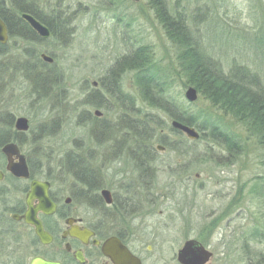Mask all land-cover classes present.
Instances as JSON below:
<instances>
[{
	"label": "rangeland",
	"instance_id": "374dc122",
	"mask_svg": "<svg viewBox=\"0 0 264 264\" xmlns=\"http://www.w3.org/2000/svg\"><path fill=\"white\" fill-rule=\"evenodd\" d=\"M30 1L32 8L53 18L55 33L28 43L35 57L27 78L16 70L26 62L25 42L11 41L9 51L0 55V62L9 67L0 74V114L30 119L42 158L57 159L78 146L82 158L98 166L104 162L100 174L108 184L121 187L119 212L125 219L109 205L94 212L110 223L126 221L142 235L145 248H153L148 255L151 264L156 259V264H163L161 260L177 264L178 249L191 238L214 252L209 264H257L264 256V195L255 193L254 185L264 178V146L249 135L244 123L214 106L200 91L195 101L186 98L191 84L179 68L178 47L167 36L151 1ZM165 1L173 15L184 16L197 44L224 75L241 69L248 80L252 75L257 78V89L264 94V0ZM142 46H149L155 63L167 69L170 96L186 115L201 112L198 123L206 119L207 126L218 124L232 132L243 143V151L228 152L224 145L202 137L208 131L197 126L199 139L182 131L180 137L173 134L169 129L173 120L150 110L141 99L135 71H126L112 84L109 75L116 62ZM42 52L54 57L52 67L41 64ZM46 73L50 80L44 91L37 85V75ZM145 113L159 118V124H148L169 146L165 151L155 149L152 161L139 168L140 147L130 142L122 119L140 125ZM106 123L107 132L98 130L106 135H96L94 127ZM152 142L156 147L158 143L149 138ZM256 185L261 187L259 182Z\"/></svg>",
	"mask_w": 264,
	"mask_h": 264
},
{
	"label": "flooded vegetation",
	"instance_id": "af4514ba",
	"mask_svg": "<svg viewBox=\"0 0 264 264\" xmlns=\"http://www.w3.org/2000/svg\"><path fill=\"white\" fill-rule=\"evenodd\" d=\"M25 2L28 7L32 6L30 0ZM0 7L4 13V16L0 15V20L7 31L6 41H0V55L5 50L9 51L7 46L11 41L15 44L22 41L27 46L28 43L40 42L53 36V18L42 14L36 17L27 11L18 15L15 13V0H1ZM24 13L31 14L46 26L50 35L42 37L23 17ZM16 20L20 24L13 25ZM26 52V62L21 63V68L16 70L23 71L27 78L32 67L31 45L26 47ZM43 54L47 53L39 55L43 66L54 64L53 56L50 62L43 58ZM7 71L8 65L0 62V74ZM41 75H44L45 82L50 80L48 73ZM98 85L94 83V86ZM96 115L100 113L96 111ZM19 117L28 119V129L17 127ZM107 128H110L108 123L101 128L94 127V132L96 135H106L103 131L98 133V130L107 132ZM44 129L40 127V132ZM55 129L52 127L50 132ZM34 137L37 134L31 129L28 117H17L11 112L0 114V264H129L130 256L140 264H151L148 255H151L153 248L151 245L145 248L142 235L128 226L126 221L110 223L94 212L95 208L102 209L103 205H109L122 215L119 210L123 208V202L119 199L124 194L119 185L117 187L111 182L108 184L100 174L99 167L105 166L104 162L98 166L94 160L82 158L75 142L72 144L76 148L67 150L60 158H42V148L34 143ZM10 145L17 147L12 156L4 151ZM159 146L161 144L152 146L146 153L148 160L138 159L139 168L152 161L151 154L155 149L165 151L167 148L166 145ZM141 153L144 156L145 152ZM21 155H24V161ZM20 163L26 164L28 175L16 174V165ZM120 218L125 219L124 215ZM190 240L197 241L212 253L205 263L209 264L214 252L209 245L195 238L187 239L178 249L174 258L176 263L183 264L179 253ZM167 261L161 260L160 263L167 264ZM156 263L157 259L153 260L152 264Z\"/></svg>",
	"mask_w": 264,
	"mask_h": 264
},
{
	"label": "trees",
	"instance_id": "16d2710c",
	"mask_svg": "<svg viewBox=\"0 0 264 264\" xmlns=\"http://www.w3.org/2000/svg\"><path fill=\"white\" fill-rule=\"evenodd\" d=\"M26 0H15L16 14H21L23 11L30 12L36 17H40L41 13L34 8L26 5ZM151 5L155 9V13L163 24L167 36L178 47L177 61L180 70L187 78V82L200 91L211 103L224 112L231 114L233 117L244 123L249 135L258 138V142L264 146V94L258 88L256 77L251 76V80L246 78L243 70H233L230 76L224 75L221 69L213 61L205 50H203L196 42V39L190 28L185 22L184 16L180 13L173 15L171 9L166 5L165 0H150ZM0 15L4 16L1 12ZM13 25L20 24L18 20L14 21ZM55 30L53 29V34ZM154 55L149 52V46H142L136 49L133 53L127 54L119 59L110 72L112 84L119 80V77L126 71L136 72V84L141 92V99L150 108L166 113L171 120H177L184 124L197 126L203 133L202 137H208L213 142L224 145L228 152L243 151L244 145L236 138V135L221 128L220 125L214 124L207 126L206 119L202 124L197 120L202 114L196 113L194 116H188L178 104L170 96L172 81L170 75L166 72L167 69L156 64ZM38 83L43 90L47 87L45 77L37 75ZM36 85V86H37ZM128 121V122H127ZM148 121L154 124H159V118L152 114L145 113L144 122L133 124L130 120L123 117L122 122H125V130H128L130 142L134 145H144L141 151L145 152L144 156L138 159L148 160L149 150L154 145L149 144V138L156 141L158 144L169 146L168 142L161 136L156 137L154 129L148 124ZM105 126V124H104ZM144 134L141 133V130ZM170 131L178 135H183L180 130L173 126ZM147 137V138H144ZM157 138V139H156ZM150 146V147H149ZM259 182L260 186L256 184ZM254 191L257 194L264 195V178L259 179L254 185ZM257 264H264V256L258 258Z\"/></svg>",
	"mask_w": 264,
	"mask_h": 264
},
{
	"label": "water",
	"instance_id": "95a60500",
	"mask_svg": "<svg viewBox=\"0 0 264 264\" xmlns=\"http://www.w3.org/2000/svg\"><path fill=\"white\" fill-rule=\"evenodd\" d=\"M23 17L32 24V26L40 33L42 37H48L50 35L49 29L43 24H41L38 20H36V18L31 14L24 13ZM6 35H7L6 27L3 24V22L0 20V41L5 42ZM42 56L47 61L50 62L53 61V58L51 56H48L46 54H43ZM185 95L189 101L193 102L198 97V90L192 85L188 86ZM172 126L175 129L185 132L191 139H199L200 137V133L193 126H189L177 120H173ZM17 127L19 129H24V130L28 129L29 128L28 119L25 117H19L17 121ZM16 148H17L16 145H10L6 147L4 151L8 154V156H12ZM21 159L24 161L25 159L24 155H21ZM15 172L18 175H28L26 164L20 163L19 165H16ZM108 201L111 202L110 199H108ZM211 255L212 253L207 249H205L197 241L190 240L180 251L179 259L183 264H205L210 259ZM134 261L136 263L138 262L137 264H140L138 260L130 256L128 263L136 264Z\"/></svg>",
	"mask_w": 264,
	"mask_h": 264
},
{
	"label": "bare ground",
	"instance_id": "6f19581e",
	"mask_svg": "<svg viewBox=\"0 0 264 264\" xmlns=\"http://www.w3.org/2000/svg\"><path fill=\"white\" fill-rule=\"evenodd\" d=\"M46 55H47V54H46ZM44 91H45V90H44ZM189 126H191V125H189ZM193 127H194V126H193ZM180 131H181V130H180ZM182 132H183V131H182ZM183 133H185V132H183ZM185 134H186V133H185ZM186 135H187V134H186ZM161 146L163 147L164 145L161 144Z\"/></svg>",
	"mask_w": 264,
	"mask_h": 264
}]
</instances>
